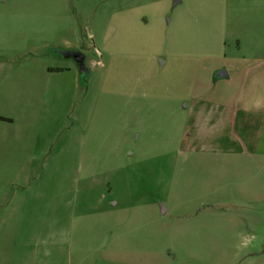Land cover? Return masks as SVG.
<instances>
[{
    "label": "rangeland",
    "instance_id": "obj_1",
    "mask_svg": "<svg viewBox=\"0 0 264 264\" xmlns=\"http://www.w3.org/2000/svg\"><path fill=\"white\" fill-rule=\"evenodd\" d=\"M263 10L264 0H0V264H69L70 247L103 240L114 264H264L263 140L250 155L200 152L199 119L182 136L171 115L103 157L115 119L96 105L104 67L128 54L122 64L143 69L153 52L159 65L192 57L163 71L171 100L193 94L180 111L194 98L231 101L242 56L264 52Z\"/></svg>",
    "mask_w": 264,
    "mask_h": 264
},
{
    "label": "crops",
    "instance_id": "obj_2",
    "mask_svg": "<svg viewBox=\"0 0 264 264\" xmlns=\"http://www.w3.org/2000/svg\"><path fill=\"white\" fill-rule=\"evenodd\" d=\"M263 12L260 14H264ZM261 27H263L262 34L264 26L261 24ZM263 53L257 56H253V54L242 56V63H239L240 67L237 69L241 81L238 93L233 96L231 101L224 103L206 100V98H194V102L190 106L184 105L182 111H180V105L185 101L190 102L193 94L188 96L186 91H182L174 95L171 100L170 89L167 85L169 79L165 78L163 71L169 60H177L179 65H184L192 57H188L187 54L165 55L164 62L159 65L157 60L161 54L153 52V54L144 55L148 67L143 69H133L129 63L122 64V60L127 59L128 54H123L121 58L115 57L112 69L110 66L104 67L100 86L103 97L96 102L97 108H112L113 111L110 113L115 119L113 126L110 129L105 128V130L113 134L116 139L108 150L103 151L101 156H110L111 158L114 155L122 156L125 149L131 146V139L136 133L138 134L135 138H140L139 130L143 129L146 122L151 124L158 118L159 121L168 123L171 115L177 116L178 120H181L179 129L182 136L187 135L188 116L199 119L197 124H202L197 126L198 128L196 127L192 134L195 142H200V147L197 148L200 152L242 155L256 152L255 148L257 149L262 140L264 141ZM107 63L109 65L111 59ZM223 71L226 76L220 78H228V70L225 68L221 72ZM86 74L89 78L91 77L90 71L86 70ZM139 74L143 75L142 79H138ZM202 106L205 107L204 110L201 109ZM187 108H190L189 112H187ZM205 140H209L210 143L203 144L201 142ZM229 143L231 145L228 147ZM90 150L91 148L87 151L88 154H90ZM43 165L45 166V164ZM89 166L93 165L86 163V167ZM109 168L107 170H110ZM93 175L95 173L89 174L87 178ZM103 242L104 240L94 247H78L74 250L70 247L69 264L118 263L116 257L113 258L115 250H108Z\"/></svg>",
    "mask_w": 264,
    "mask_h": 264
},
{
    "label": "water",
    "instance_id": "obj_3",
    "mask_svg": "<svg viewBox=\"0 0 264 264\" xmlns=\"http://www.w3.org/2000/svg\"><path fill=\"white\" fill-rule=\"evenodd\" d=\"M69 55H71V53ZM72 57L75 58V62L76 63L80 64L82 62V56L79 53L73 55ZM83 70H84L83 66L80 67V72H83ZM216 76L217 77H225L226 76V73L225 72H220V73H217Z\"/></svg>",
    "mask_w": 264,
    "mask_h": 264
},
{
    "label": "flooded vegetation",
    "instance_id": "obj_4",
    "mask_svg": "<svg viewBox=\"0 0 264 264\" xmlns=\"http://www.w3.org/2000/svg\"><path fill=\"white\" fill-rule=\"evenodd\" d=\"M71 53V55L73 56V55H75V54H77V52H70V51H66L65 53H64V55L63 56H65V57H67V58H72V59H74L75 60V58H73L71 55H69ZM82 56V55H81ZM82 60H83V58H82ZM78 64V63H77ZM79 66L81 65V63L80 64H78Z\"/></svg>",
    "mask_w": 264,
    "mask_h": 264
}]
</instances>
